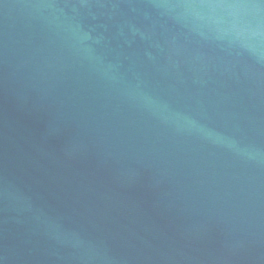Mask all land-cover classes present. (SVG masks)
I'll use <instances>...</instances> for the list:
<instances>
[{"label":"water","instance_id":"water-1","mask_svg":"<svg viewBox=\"0 0 264 264\" xmlns=\"http://www.w3.org/2000/svg\"><path fill=\"white\" fill-rule=\"evenodd\" d=\"M0 264H264V0H0Z\"/></svg>","mask_w":264,"mask_h":264}]
</instances>
